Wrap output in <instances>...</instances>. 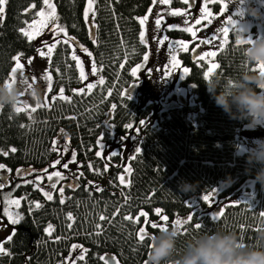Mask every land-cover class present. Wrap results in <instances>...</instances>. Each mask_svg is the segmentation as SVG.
I'll return each instance as SVG.
<instances>
[{"label": "trees", "instance_id": "obj_1", "mask_svg": "<svg viewBox=\"0 0 264 264\" xmlns=\"http://www.w3.org/2000/svg\"><path fill=\"white\" fill-rule=\"evenodd\" d=\"M53 1L58 20L92 53L104 82L89 92L73 93V88L81 83L76 62L72 59L74 49L60 41L50 58L53 90L62 87L70 94V99L56 98L50 105L35 108V111L16 112L13 106H0V163L5 164L9 172L7 180L17 173V169L25 172L27 180L54 171L51 161L55 151L51 141L60 127L67 131L80 165L76 179L69 183L73 187L64 186L63 204L58 190L49 201L31 182L20 183L23 177L19 175L6 185V190L21 196L22 218L15 225L12 239L4 243L8 251L0 255V264H57L62 260L61 254L73 242L83 247L84 259L77 258L76 264H103L99 259L101 255H115L120 264H142L149 240L137 243L138 225L125 220L124 216H134L143 210L153 219L157 216L154 210L159 208L170 221L176 214L189 212L188 198L208 192L222 181L228 183L222 192L225 193L246 180H254L260 165L249 163L247 152H235L236 131L248 120L245 117L229 118L215 105L204 83L206 62L193 60L189 51H181L179 56L189 66L185 82L191 83L196 104L168 108L158 125H142L141 131L137 129L141 133L137 141L141 151L130 159L128 183L121 184L118 180L122 171L118 164L120 156H111V162L106 166L104 160L95 155L97 138L100 137V142L109 141L103 121L112 105L116 107L112 108L110 121L121 134L126 130L124 124L138 125L148 112V106L138 104L129 91L126 90V96L130 99L120 93L133 79L131 69L142 61L143 53L147 51V46L139 42L140 25L136 17L146 12L152 0H95L94 39L89 37L83 17L86 0ZM41 2L7 0L5 19L0 21V82L7 78L13 55L17 52L23 53V57L34 54V43L18 29L34 17ZM171 2L183 5L180 0ZM29 3L36 7L25 13L23 9ZM212 7L216 8L217 4L213 3ZM167 33L188 36L181 30H168ZM234 37L235 33H231L229 41L214 57L219 67L210 75L217 77L220 84L251 67L244 64L242 57L241 50L247 44L236 45ZM157 86L160 87L156 82L154 87ZM193 111L195 117L191 120L188 114ZM13 147L15 152L11 151ZM5 151L7 156L3 155ZM63 181L65 178L60 183ZM89 181L93 183L89 184ZM183 182L194 184V187L182 191L179 186ZM254 187V204L227 205L218 221L201 215L184 224L179 231L182 234L177 236V251L182 250L186 238L219 228L235 231L247 245L258 243L256 233L264 228L260 222L264 218L260 216L264 212V189L255 181ZM33 201H38L41 207L36 208ZM68 212L72 213L73 219H68ZM101 216L105 219L101 220ZM196 222L203 223L204 227L193 228L192 223ZM48 224L53 227L50 233H45ZM96 224L101 228L96 229ZM147 228L153 233L159 231V228L152 229L150 224ZM171 259L165 264H171Z\"/></svg>", "mask_w": 264, "mask_h": 264}, {"label": "rangeland", "instance_id": "obj_2", "mask_svg": "<svg viewBox=\"0 0 264 264\" xmlns=\"http://www.w3.org/2000/svg\"><path fill=\"white\" fill-rule=\"evenodd\" d=\"M180 1L183 3V0ZM213 3L215 4V2H210L205 4V0H190V5L184 3L183 5H173L170 0L169 4L161 5L157 2L155 5H153L151 2L150 5L152 6V12L148 13V9H147L146 12L143 14L145 15L146 13H148L149 16L148 20L145 22V33H146V39L148 41L146 46H147V51L149 52V57L147 61H144V59H142V61L140 62L143 64V67L139 69V71L137 72V76L139 77L138 81H136V83H133V80L135 79L133 78L132 81L130 82V84L132 83L133 84L130 87H126V90L129 91L132 97L137 100L138 104L148 106L147 114L141 119L145 121L144 124L145 126L153 127L158 125L162 113L166 111L168 108L196 104L192 93V85L189 82H185L187 73L181 76L183 68L187 67L189 69V66L184 64L181 57L179 56V53L181 51L184 52V50H181L179 46L176 45L175 42L177 40L183 39L188 41L189 50L187 51L190 52L191 58L193 60H199L202 59L200 57V54L202 52H208V51L217 52L221 50V48H219V41L220 39L224 38L223 33L220 31V29L222 28L228 29L227 42L229 41L231 33H235V37H234L235 40L236 37L240 35L237 29L242 33V35H244V37L246 36L250 37L252 40H255L258 36H264V0H242L241 3L238 4V8H237L238 13L240 15L239 19L231 18L234 21V25L228 23V17H229L228 14L219 11V4L216 3L217 7L213 8L212 7ZM201 4H205V7H207L211 11L212 15L208 19L202 20L201 23L197 25L195 24V19L199 18L202 15L200 12ZM41 6H42V2H41ZM92 7L95 11L94 4ZM250 7L256 9L257 15L253 16L249 13L248 9ZM39 8L36 11H38ZM172 8L185 9L187 11V15L180 14L173 16L170 14V9ZM157 13H159L164 17L160 29H157V26L154 23ZM34 18L37 17H35L34 15L32 19ZM31 20H29L28 22L30 23ZM89 20L90 21L94 20V18L91 16V13L89 15ZM185 20L188 21L187 24H185ZM51 23L52 22L50 21L49 26L45 29V31L42 32L40 36L36 37L32 41L35 45V52L33 55H31V57H33L32 62L29 64L27 61V57H23V56L21 57V62L25 64L24 74L28 78V83L32 85L31 88H27V85H25L23 88H21L18 85H14L17 88L18 92H24V95L18 96V100L16 103V107L22 108L23 109L22 111H32V108H38L36 107V100L33 99V96L31 94V90L33 87H35L39 91V95H40L39 107L50 105L53 101L52 96H56V98H60L59 92L62 87L58 88V90H53L52 75L50 71L51 57L50 58L47 56L41 57L36 51L37 48L41 47L42 41H46V42L51 41L52 39ZM55 23L65 27L63 23H61L58 19L55 21ZM168 24H177L179 25V27L169 29L167 28ZM24 27H26V25ZM86 27L89 37L91 39H94L95 23L93 27H89L87 24ZM185 27H192L193 29H198L195 39H193V37L189 32H186L188 34L187 37L173 36L167 33L168 30L183 31ZM68 34L70 37L75 38L74 41H70V42L73 44V49H74L73 52H75V54L80 58L81 65L85 72L84 79L82 80L80 78L81 83L73 88V89H83V91L81 92V91L72 90V92L77 94L89 92L96 85L100 83L99 78L101 75L99 71L93 73L92 63L94 61L92 59V56H89L88 53L83 52L81 50L80 46L83 44L80 42V40L75 36H73L72 34L70 33ZM58 35L61 37V41H63L64 34L60 33ZM153 36H167L168 40L165 41L163 44H160L158 41L152 39ZM203 40H210L211 43L210 44L202 43L201 41ZM169 44L172 45L171 48H169L168 46ZM192 49H195L196 51L193 52ZM42 50L47 52V49H42ZM173 54L175 55L176 59L179 60L180 62L175 67L171 62V56ZM161 55H164V57L161 58ZM214 57L202 59L206 62L205 71H207V68L210 65V63H216ZM46 69H47V74L51 76L50 82L45 78ZM77 69H78V74L80 76V68ZM166 70L170 73L167 77H165L164 75ZM33 76L36 77L35 82L32 81ZM156 82L160 87L158 86L154 87ZM88 83H92L94 85V87L91 90H88L87 88ZM64 95H67L70 98V94L64 92ZM25 100L29 102L30 107L24 108L23 104L20 103V101H25ZM111 111H112V107L106 112V116L103 121L104 126L109 134V141L100 142V144H102V148L97 144L98 145L97 151H101L100 158L104 160L106 166H108L111 162L110 161L112 156L111 153H116L120 156V161L118 162V164L119 166L122 167V171L119 172L118 180L120 182V178L122 177L125 180V183L123 184L126 185L129 181L130 159L136 153L135 149L137 146V141L139 140V135L141 134V133L139 134L137 130L139 129L141 131V127H140L142 126L140 124L141 120L139 121L138 125H136L137 123H131L133 125V128H128L125 130L124 133L121 134L114 129L113 124L110 121ZM188 117L191 120H194L195 111L190 112V114H188ZM106 120L108 123H106ZM247 125L248 123L243 124L236 131V138H237V147L235 149L236 154L246 153L248 148L253 146V144L259 138H264V122H261L260 124H257L254 127H248ZM53 139L57 140L59 150L55 151V156L52 159V161L54 160L61 161L60 164L54 166L55 167L54 171H60L62 173L61 178L54 177L53 181H49L47 178L48 176L47 174L45 176H41L42 179L40 181H35L34 180L35 177L30 180H27L24 175L25 172H22L23 174L20 172V174L17 173L12 174L11 178L7 180L8 172L3 171V169L0 170V182L4 184V187L0 188V242H2V246L4 248H5L4 243L8 240L7 237L12 235L16 225V224H11L8 221V217L4 214V208L8 207L9 210L12 211L13 213L18 212L21 214L19 207L17 208L15 205L12 204H8V205L5 204L6 199L11 200L14 198L20 199V203H21V196L14 195L10 192V190H6L7 189L6 185H9L11 180H13L15 176L19 175L20 177H23L20 180V183L23 184L24 181H30L35 188L40 190L41 187H43L44 190L50 191L53 196V192L55 190H58L60 186L64 187L69 185V183L73 182L76 179L79 173L80 165L76 156H75V160L72 159V152L74 150L70 145L67 131L62 127L58 128L52 140ZM138 146L140 147V145ZM51 148L53 149L52 144H51ZM52 161H51V165H52ZM64 163H68L69 167L67 169L63 168ZM63 178H65V181L60 183V180ZM32 181H34V183ZM52 182L57 183V189L51 188ZM227 186L228 183L222 181L213 188L216 190V193L213 198V203L211 204V206L205 204L200 199V196L207 192L200 193L188 198L186 201L190 205L189 211H191L192 213H196V217L197 216L199 217L201 215H208L211 217L212 213L214 211H217L219 208H224L227 205H233L232 203L233 201H237L238 203L246 202L248 204L255 203L256 196H255L254 180H250V179L246 180L243 183H241L238 187L234 188L233 190L222 193L224 189L227 188ZM57 192L59 193V195H61L59 190ZM187 214L188 212L186 214H176L172 218V220H177V219L182 220L186 218ZM172 220L167 222L161 221L159 220L158 215L153 219L149 217L150 222H156L157 224L164 223L166 224V227L169 228L173 227L171 223ZM143 223H144V219L140 221V224ZM183 225L184 224L177 226L178 232L181 231ZM145 226L150 233L154 234L151 230L147 228V225ZM73 244H79V243L73 242L70 248L61 254L62 260L57 264H70L71 261H75L80 256H83V247L73 249L72 248ZM106 257L111 259L112 256L106 255Z\"/></svg>", "mask_w": 264, "mask_h": 264}, {"label": "snow or ice", "instance_id": "obj_3", "mask_svg": "<svg viewBox=\"0 0 264 264\" xmlns=\"http://www.w3.org/2000/svg\"><path fill=\"white\" fill-rule=\"evenodd\" d=\"M157 2L159 4H161V5H165V4H169L170 0H152V4L153 5H155ZM210 2L218 3L220 12H224L226 7H227V0H205V4L206 3H210ZM94 3H95V0H86L84 8H83V17H84L85 23L89 27H93L94 26V20H92V21L89 20L90 13H91V16L93 18L95 17V11H94V9L92 7ZM183 3L190 5V0H183ZM6 4H7V0H0V21H3L5 19V15L4 14H5V11H6ZM205 4H201L200 5V12H201L202 15L199 18L195 19V24H197V25H199L202 20L208 19L212 15L211 11L207 7H205ZM35 7H36V5L34 3H29L28 6L23 9V11L25 13H27V12H29V10L35 9ZM151 12H152V6L150 5L149 8H148V13H151ZM148 13H146L143 16L136 17V19L138 20L139 25H140L139 42H140L141 45H147V43H148V41L146 39V33H145V22L149 18ZM170 14L173 15V16L180 15V14L187 15V11L185 9H182V8H172V9H170ZM35 17H37V18L32 19L30 23L28 21H25L24 23H25L26 27H20L18 29V31L24 37H26L29 42H31L36 37L40 36L42 32L45 31V29L49 26V22L50 21L52 22L51 23V29H52L51 37H52V39H51V41H47V42L46 41H42L41 42V47L36 49V51L39 54V56H41V57L47 56L49 58L51 57V55L53 53V50L57 47V44L60 43V41H61V37L58 35L60 33L64 34L63 43L67 44L69 47H73V44L70 41H74L75 38L69 36V34L66 31L65 27L60 26L59 24L55 23V21L58 19V17H57L56 5L53 3V0H42V6L39 8L38 11H35ZM163 20H164V17L162 15H160L159 13H157L156 14V19L154 21L155 25L157 26V29H160ZM187 23H188V21L185 20V24H187ZM228 23L234 25V21L231 19V17H228ZM178 27H179V25H177V24H168L167 25V28H169V29L178 28ZM183 31L189 32L191 34V36L193 37V39H195L198 29H193L192 27H185L183 29ZM220 31L223 33V37H224V38L220 39V41H219V48L222 49L224 47L225 43L227 42L228 29L227 28H222V29H220ZM237 31L240 32L238 29H237ZM152 39L158 41L160 44H163L165 41L168 40V37L167 36H153ZM93 42L95 43V41H93ZM201 42L202 43H207V44L211 43L210 40H203ZM251 42H252V39L250 37H247V36L246 37H241L240 35H238L236 37V40H235V44L236 45H241V44H245V43L249 44ZM175 43H176L177 46H179V48L181 50H184V51L189 50L188 49V44H189L188 41L181 39V40H177ZM168 46H169V48L172 47L171 44H169ZM80 48H81L82 51L88 52L89 56L92 55V53L89 52L87 48H84L83 45H81ZM42 49H47V52L43 51ZM192 51L195 52L196 50L192 49ZM215 55H216L215 51H208V52H202L200 54V57L202 59H204V58L214 57ZM22 56H23V53L17 52L15 55H13L11 57V60L14 63L12 65L10 71L7 74V78L3 81L9 87H11L13 85H18L21 88H23L25 85H27V88H31L32 87V85L28 83V78L24 74L25 64L21 62V57ZM148 57H149V52L148 51H144V53H143L144 61H147ZM32 59H33V57H31V56L27 57V61H28L29 64L32 62ZM72 59L76 61L77 68H80V78L83 80L84 77H85V72H84V69H83V67L81 65L80 58L75 54V52L72 53ZM171 62L173 63L174 67L180 63L179 60L176 59L174 54L171 56ZM101 67H102V65H101ZM142 67H143V64L140 63V64H136L135 67H133L131 69V76L133 78H135L133 80V83H136V81H138L139 77L137 76V72ZM218 67H219L218 64L210 63V65L207 68V71L203 72L204 78L205 79L208 78L209 75L213 72V69H217ZM254 70L264 71V64L257 65L254 68ZM92 71H93V73L98 71L97 65H96L95 62L92 63ZM188 72H189V69L187 67H184L181 76H183V74H186ZM169 74L170 73L166 70L164 75H165V77H167ZM45 78L49 82L51 81V76L47 74V69L45 70ZM35 80H36V77L33 76L32 77V81L35 82ZM99 82L100 83L104 82V77L103 76H100ZM132 84H129L128 87H130ZM93 87H94V85L92 83H88L87 84L88 90H91ZM73 91H81L82 92L83 89H73ZM19 95H24V92H19ZM120 95L122 97H126L127 99H130V97L126 96V89L123 90L120 93ZM59 97H60V99L65 100V101L70 99L67 95H64V89L63 88L60 89ZM52 99L55 100L56 96H52ZM20 103L23 104L24 108L30 107L29 102L26 101V100L25 101H20ZM39 106H40V102L36 101V107H39ZM13 107H14V110L16 112H20V111L23 110L20 107H16V105H14ZM115 107H116V105H112L113 109ZM32 111H35V108H32ZM106 123H108L107 120H106ZM140 124L144 125L145 121L141 120ZM124 127L126 129H128V128H132L133 125L131 123H128V124H124ZM61 131H63V130H61ZM65 139H67V138H65ZM122 139H123V137H122ZM51 144L53 145V150L54 151H58L59 150L58 143H57L56 139H53L51 141ZM97 144L102 148V144H100V137L97 138ZM65 150H67V149H65ZM11 151L15 152L16 149L13 147V148H11ZM140 151H141L140 147L137 146L136 149H135V152L136 153H140ZM3 155L7 156L8 152L5 151L3 153ZM95 155L97 157H100L101 156V151H96ZM111 155L115 156L116 153H111ZM75 156H76V153H75V151H73L72 152V159L73 160H75ZM60 163H61L60 160H54V161H52V166H56V165H58ZM68 167H69L68 163H64L63 164V168L67 169ZM89 167H91V165H89ZM2 169H6V165L3 164V163H0V170H2ZM9 171H10V169H9ZM21 171H22L21 169H17V174H20ZM96 171H99V169H96ZM81 175H82V173H81ZM54 177L61 178L62 177V173L60 171H53V172L48 173L47 178H48L49 181H53ZM41 179H42V177L40 175H37L34 178L35 181H40ZM29 182L30 181H24V183H29ZM32 182L34 183V181H32ZM120 182L123 184V183H125V180L121 177L120 178ZM92 183L93 182L89 181V184H92ZM3 187H4V184L2 182H0V188H3ZM68 187H73V185H68ZM51 188L52 189H57V183L52 182L51 183ZM40 190L43 192V195H44V197L47 200L50 201V200L53 199L52 193L50 191L44 190L43 187H41ZM58 190H59V192L61 194L60 195V203L63 204L64 200H65L64 195H63L64 194V187L60 186ZM99 190L100 189L97 188V191H99ZM215 193H216V190L212 189V190L208 191L207 193L201 195L200 199L205 204H208L209 206H211V204L213 203V198L215 196ZM32 203L35 205L36 208L41 207V204L38 201H33ZM232 203L236 204L238 202L237 201H233ZM5 204L6 205L12 204V205H15L18 208L20 206V199H15V198L11 199V200H7L6 199L5 200ZM29 211H31V208L29 209ZM154 211L158 215L159 220L165 221V222H167L169 220V217L167 215H164L162 213L161 209L157 208ZM223 211H224L223 208H219L217 211H214L212 213V215H211V219L218 221L219 218L221 217ZM4 214L8 217V221L11 224H17L22 218L20 213H18V212L13 213L12 211L9 210L8 207L4 208ZM113 215H116V213L114 212ZM260 216H264V212H261ZM67 217H68L69 220L73 219L72 213L68 212L67 213ZM141 217H143V219H144V223L143 224L139 223ZM100 219L104 220L105 217L101 216ZM124 219L125 220H130V221H132L134 223H137L138 230L135 233V238H136L137 243H139V244H143L146 241V239L149 240V238L152 235V233H150L146 229L145 225L150 223L152 229H157V228H159V230L166 229V224H164V223L157 224L156 222H150L149 221V214L147 212H145V211H142V210L139 211L134 216L131 215V214L125 215ZM196 219H199V218L194 216L193 213L191 211H189L187 216H186V218H184L182 220L181 219L172 220L171 223L173 225V228L176 231V235L178 236V235L182 234V233L178 232V228H177L178 225L187 224V223L192 222V221H194ZM52 227L53 226L51 224H48L44 228V232L45 233H50V230L52 229ZM69 227H71V225H69ZM95 227H96V229H100L101 225L100 224H96ZM192 227L195 228V229H201L202 227H204V225L201 222H196V223H192ZM240 227H241V229H243L244 226L240 225ZM183 231H184V233H186L187 229L185 228ZM98 234H99V232L97 233V235ZM7 239L11 240L12 236H8ZM56 239L58 240L60 238L56 237ZM240 240L243 242L242 238ZM245 245H247V244H245ZM81 247L82 246L79 245V244H73L72 245L73 249L81 248ZM147 247H149V243L147 244ZM7 251L8 250L2 246V242H0V254L7 253ZM84 251H87V250L85 249ZM79 259L82 260V259H84V257L80 256ZM99 259L101 261H103V264H120L119 259L115 255H113L111 257V259L107 258L106 255H101L99 257ZM70 264H76V262L75 261H71ZM143 264H146L145 260H143Z\"/></svg>", "mask_w": 264, "mask_h": 264}, {"label": "clouds", "instance_id": "obj_4", "mask_svg": "<svg viewBox=\"0 0 264 264\" xmlns=\"http://www.w3.org/2000/svg\"><path fill=\"white\" fill-rule=\"evenodd\" d=\"M248 11L253 16L257 15L255 8L250 7ZM239 34L244 37L241 32ZM241 51L244 64L251 67L241 70L224 84H220L214 75H209L204 83L215 105L229 118L245 117L247 126L254 127L264 122V71L254 70L257 65L264 64V36H258ZM31 94L39 101L38 89L33 87ZM18 96L14 85L9 87L0 82V106L16 105ZM247 153L249 163L260 165L253 179L264 189V138H259ZM179 187L188 191L194 184L183 182ZM260 222L264 224V218ZM176 240L173 227L152 234L144 259L146 264H165L169 258H172L171 264H264V228L256 233L258 243L251 245H245L235 231L224 228L199 232L186 238L180 251H177Z\"/></svg>", "mask_w": 264, "mask_h": 264}, {"label": "flooded vegetation", "instance_id": "obj_5", "mask_svg": "<svg viewBox=\"0 0 264 264\" xmlns=\"http://www.w3.org/2000/svg\"><path fill=\"white\" fill-rule=\"evenodd\" d=\"M242 0H227V7L225 9V13L228 14L231 18L239 19V13H238V4L241 3ZM164 57V55H161V58Z\"/></svg>", "mask_w": 264, "mask_h": 264}, {"label": "crops", "instance_id": "obj_6", "mask_svg": "<svg viewBox=\"0 0 264 264\" xmlns=\"http://www.w3.org/2000/svg\"><path fill=\"white\" fill-rule=\"evenodd\" d=\"M3 171H6V172H8L6 169H3ZM9 173V172H8Z\"/></svg>", "mask_w": 264, "mask_h": 264}]
</instances>
